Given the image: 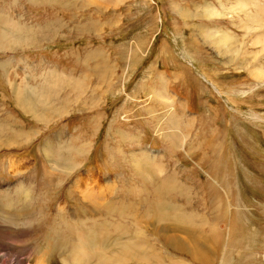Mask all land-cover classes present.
Instances as JSON below:
<instances>
[{"label": "rangeland", "instance_id": "374dc122", "mask_svg": "<svg viewBox=\"0 0 264 264\" xmlns=\"http://www.w3.org/2000/svg\"><path fill=\"white\" fill-rule=\"evenodd\" d=\"M234 2L0 0L10 37L0 63L11 70L9 84L0 78V258L34 264L44 237L77 242L67 227L97 219L117 222L120 242L144 236L187 264L200 263L165 242L168 230L208 237L210 264H264V86L203 42L202 30L242 41L249 19ZM206 6L221 17L203 16ZM91 166L125 188L82 178ZM132 176L139 188H126ZM85 187L103 201H85Z\"/></svg>", "mask_w": 264, "mask_h": 264}, {"label": "bare ground", "instance_id": "6f19581e", "mask_svg": "<svg viewBox=\"0 0 264 264\" xmlns=\"http://www.w3.org/2000/svg\"><path fill=\"white\" fill-rule=\"evenodd\" d=\"M234 3H232L230 5L231 9L234 8L233 5H235V7L238 6L240 8V10L243 12V15H244L243 17L249 19V25H247L246 23L244 24L243 20L240 21V24L242 26L240 28L244 32L243 33L244 35L242 36V41H240L239 38L236 35H234L232 32H228L226 30H224V31H221V30H202V33L204 35L203 36L204 37V41L203 42L207 43L212 48L218 50L216 53L219 52L220 55H223L222 53L226 54L224 56H225V58L227 60L226 61L227 64H230L231 66H233L234 69H236L237 67H240L239 69H242L243 73H244V70H246L247 73L245 72V74H246L247 80H248V78H250L251 80L253 79V80L256 81L257 86H259V84H260V86L263 87L264 86V70H263L264 69V62H262L263 64H261L260 62H261L262 59H264L263 58L264 57V33L262 31L264 29V5L259 3V2H257V1H252V0H236V2H234ZM252 5L255 7V9H256L255 13H257V14L254 15L253 18H250V14L248 15L247 11H249L248 9ZM202 10H203V16L205 15L207 17H211V16L212 17L213 16L214 17H221V15H222L219 12L218 13L215 12L209 6H206V7L202 8ZM224 10H223V12H224ZM229 11L231 12V10H229ZM0 13L2 14L1 11H0ZM6 24H7V20L5 19V17L0 15V42L4 40L3 43H7V41H8L7 39L10 38L8 30H2V33H1L2 26L6 25ZM12 31H16V30L12 29ZM21 37H22V35H21ZM10 42H12V41H10ZM17 43H21V40H18ZM17 45H19V44H17ZM255 45H257L258 48L259 47L260 48L259 49L257 48L255 50V48H256ZM9 48H11V46ZM253 48H254V50H252ZM224 56H222V57L220 56V58L225 59ZM5 60H7V59L5 58ZM8 61L11 62L10 64H12V65H14V63H15V62L10 61V59ZM220 61L222 62V65L226 64V62H224L222 60H220ZM16 65L17 64H15V66ZM260 66H263V67H260ZM8 70H10L9 69V64L0 63V74L2 75V77H0V78H3L4 80L6 79L7 82L4 81V82H6V84H9V81H10V78H11L9 76L11 74V72H10V74H8ZM21 79L24 80V77H22ZM25 81H27V80H25ZM21 82H22V80H21ZM21 82L19 81L18 83H21ZM24 82H22L23 85H24ZM214 82L218 86H220L217 80H215ZM215 83L211 82V84L216 88ZM244 83H243V85L246 84V83L245 84ZM12 85H13V82H12ZM23 85H21V88H22ZM30 85L31 84H29V85L26 84V86H30ZM251 88L252 87L250 86L249 90L253 91V89H251ZM247 90L245 91V94H246ZM252 91H250L249 93L253 94L254 92H252ZM25 92H26V90H25ZM13 94H15V93L13 92ZM252 98L253 97L250 96L249 100L252 99ZM253 113L254 112H252V115H251L252 118L261 119L259 116L255 115V113L254 114ZM24 130H26V129L24 128ZM5 134H7V133H5ZM12 134H10V135H12ZM15 134H17V133H15ZM18 138H19V135H18ZM15 139H13V141ZM16 143H18V142H16ZM24 143H26V140H25ZM148 150L150 152L151 149L146 147L143 151L146 154L150 155L147 152ZM92 168H93V166H91L88 169H86V171L84 173V176L82 178H85L87 180H91V181H93V182H95L97 184H102V185L104 184L103 186H105L107 184H110V185H116V186H118L121 189L125 188L122 185L123 177L122 178L121 177L118 178L117 176H114L113 174H111L110 176L109 175L105 176V178H107L106 181H103V180L100 181L98 179L100 177L96 178V175L95 176L93 175V171L94 170H92ZM98 176H100V175H98ZM118 182H120V183H118ZM140 182H141L140 178L132 176V179L130 180V182L128 183L126 188H128V186L129 187L139 188L140 187ZM100 189L101 188H99V187H93L92 189H90V191H88L87 187H85V190H86L84 192V194H86L84 196L85 201H87L88 203H91V204L96 203V202H98L97 204H99V202H102L103 198L100 195L102 191ZM115 196H117V195L115 194ZM115 196H113V197L109 196L110 198L106 197L105 200L110 202V203L118 201L120 199V197L117 199V197H115ZM97 204L94 207H98ZM102 205H104V204H102ZM154 208H156V210H160L161 211L160 214L163 217H165L166 208H164V206H162V205H158L157 206V204H156L154 206ZM67 212L68 211L65 210L62 213L66 215ZM71 215H69V216H71ZM2 216H4V215H2ZM147 216L148 215H146V217ZM156 216L150 215L148 217V219H150V220L153 219V218L157 219L158 217L156 218ZM74 217L75 218L76 217L77 218H83V217L86 218L87 216L76 215L75 214ZM89 217L90 218H93V217L95 218V216H89ZM166 218H167V216H166ZM3 219L5 220L6 218H3ZM177 219H178V217H177ZM168 220L172 221L170 218ZM107 221H104V220L103 221H99L97 219L80 221V222L76 221L77 223H81L82 226L84 225V228L82 227L81 231L75 232L70 227H67V229L69 230V233H71V235L74 236L75 240L77 241V242H74V243H70L69 241H67V239L65 238L66 236L63 235V233L61 235L59 233V235H57V236H60L62 240L66 239L65 240L66 242L65 241L58 242V241H56V239H51V238H49L47 236L44 237L43 241L46 243L47 251L45 253H43L44 257H42V258H37L38 254L36 253L37 251H35V254H34L35 257L33 258V260L35 262L34 264H44L43 261H46V260H48L50 264H187L182 259L180 260V259L172 258V257L166 255L165 253H163L162 251L156 250V248L151 244L149 238L144 237V236L141 239H138V238L137 239H132L133 237L132 238L131 237L130 238L126 237V239L123 242H120V239H122L124 237V234L118 233V229H117L118 228V224H116L117 222L110 223V222H107ZM86 222L90 223L91 226L87 227L86 226ZM160 222H162V221H160ZM150 223H153V221L150 222ZM165 224H167V223H165ZM163 226L167 227L168 225H163ZM159 227H160L159 224L156 225V228L158 230L162 229L161 227L160 228ZM109 229H112V232H113L112 234L108 233ZM170 231H172V230H170ZM170 231L168 230V232H167L166 230H162V233L163 232L169 233ZM167 233L164 234L165 235V242L173 243V245L176 247V249L180 250L181 252H186L197 263L210 264V261H209L210 253L208 251L209 242H207V243L203 242V240H204L203 238H206V240H209L208 237L201 235V237L190 238L189 235H187L186 238H184V237L181 238V237H178V236H174L171 233H170L171 235L168 236ZM159 234H157V235H159ZM210 234L211 235L215 234L214 230H212L210 232ZM211 235H209V236H211ZM63 236H65V237H63ZM183 236H184V234H183ZM211 250L213 251V248L212 249L210 248V251ZM12 252H13V250H12ZM239 255H240V253H239ZM8 256L9 257L5 258V259L0 258V263L1 264H24L25 263V260H21L20 257L17 254H12V255L9 254ZM50 260H51V262H50ZM32 264H33V262H32Z\"/></svg>", "mask_w": 264, "mask_h": 264}]
</instances>
